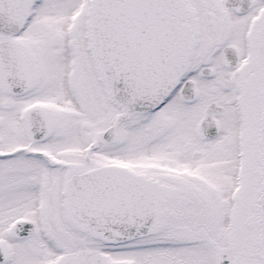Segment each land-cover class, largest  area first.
<instances>
[{"label":"snow or ice","instance_id":"6c2138e0","mask_svg":"<svg viewBox=\"0 0 264 264\" xmlns=\"http://www.w3.org/2000/svg\"><path fill=\"white\" fill-rule=\"evenodd\" d=\"M0 264H264V0H0Z\"/></svg>","mask_w":264,"mask_h":264}]
</instances>
